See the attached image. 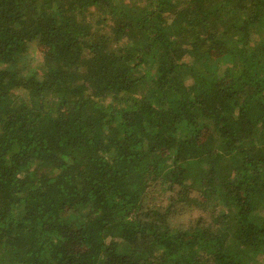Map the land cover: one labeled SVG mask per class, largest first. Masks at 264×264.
<instances>
[{
  "label": "trees",
  "instance_id": "1",
  "mask_svg": "<svg viewBox=\"0 0 264 264\" xmlns=\"http://www.w3.org/2000/svg\"><path fill=\"white\" fill-rule=\"evenodd\" d=\"M0 264H264V0H0Z\"/></svg>",
  "mask_w": 264,
  "mask_h": 264
},
{
  "label": "rangeland",
  "instance_id": "2",
  "mask_svg": "<svg viewBox=\"0 0 264 264\" xmlns=\"http://www.w3.org/2000/svg\"><path fill=\"white\" fill-rule=\"evenodd\" d=\"M97 15H99V14H97ZM93 17V15L90 17V18H92ZM109 22H107V24H108Z\"/></svg>",
  "mask_w": 264,
  "mask_h": 264
}]
</instances>
